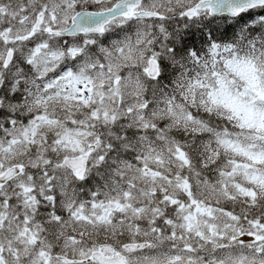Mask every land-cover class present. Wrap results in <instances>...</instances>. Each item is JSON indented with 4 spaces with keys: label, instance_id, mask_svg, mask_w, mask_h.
Returning a JSON list of instances; mask_svg holds the SVG:
<instances>
[{
    "label": "snow or ice",
    "instance_id": "snow-or-ice-1",
    "mask_svg": "<svg viewBox=\"0 0 264 264\" xmlns=\"http://www.w3.org/2000/svg\"><path fill=\"white\" fill-rule=\"evenodd\" d=\"M0 264H264V0H0Z\"/></svg>",
    "mask_w": 264,
    "mask_h": 264
}]
</instances>
